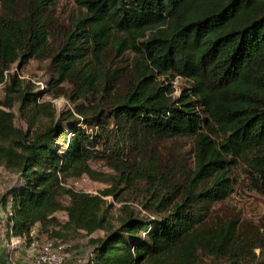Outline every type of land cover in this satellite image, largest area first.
Here are the masks:
<instances>
[{"label":"trees","instance_id":"trees-1","mask_svg":"<svg viewBox=\"0 0 264 264\" xmlns=\"http://www.w3.org/2000/svg\"><path fill=\"white\" fill-rule=\"evenodd\" d=\"M61 1L0 0V167L16 176L0 198L6 242L59 227L90 237L85 264H264V230L216 209L233 166L264 194V0H73L66 27ZM109 52L132 58L113 66ZM31 60L48 62L50 90L70 85L72 109L57 116L23 84ZM180 138L191 162L163 145ZM83 178L112 185L94 195L69 184ZM122 190L145 216L106 201Z\"/></svg>","mask_w":264,"mask_h":264},{"label":"rangeland","instance_id":"rangeland-1","mask_svg":"<svg viewBox=\"0 0 264 264\" xmlns=\"http://www.w3.org/2000/svg\"><path fill=\"white\" fill-rule=\"evenodd\" d=\"M2 9L0 7V13ZM79 15L77 6L73 3V0H62L57 4L55 8L54 16L58 22L66 27L69 24L71 18H76ZM108 64L113 62V66L117 67L125 66L127 59H131L132 55L125 53L121 58H113L111 53L107 54ZM15 72V66L10 70V73ZM20 79L23 81V84L31 83L35 88H38L42 91L44 97L40 102H49L53 105L55 113L58 116L60 113L72 109V104L68 100V94L71 91L70 85L62 84L57 91H52L48 88V82L50 75L48 73V62L40 63L37 60H31L27 66H25L19 75ZM159 81H163V78H159ZM184 81L180 77H176L172 82V87L174 89L173 96L177 97L180 94V91L184 87ZM5 85L0 86V103L5 101L4 87ZM55 95H58L55 98ZM18 105L15 107V121L14 124L17 128L25 129V125L19 120L17 115ZM90 133L95 131L93 127H86ZM61 143V141H59ZM164 147L177 148L181 153H185L189 162L192 161L193 153L191 152L192 142L187 138H180L175 144H172L170 141L165 142ZM92 168L98 172L111 174L109 166L103 162H92ZM245 168L243 165H238L237 167L231 168V179H232V192L225 202L218 205L216 209L222 210L230 218L234 217L239 219L242 222L252 223L256 227H260L261 230H264V194H261L254 190L252 185L249 183V180L245 174ZM16 182V176L6 172L3 168L0 167V198ZM76 181H70L69 184L74 187L76 191L89 193V194H100L102 191L110 187L112 184L95 182L87 178H84L78 181V184L75 185ZM118 191H121L118 189ZM106 201L112 203L116 209H120L123 205L129 206L136 212H140L141 216H145L144 210L141 208L138 196L135 194H128L125 190H122V194L115 200L113 197L109 196L106 198ZM0 205V234H4L7 228V214L3 213ZM57 219L60 225L66 222V214L60 212L57 215ZM59 235L55 237H49L40 233L39 228L33 229V235L30 236L31 239H36L40 241L44 240H57L61 244L68 245L71 258L66 264H85L90 253L89 239L90 237L84 235L83 233L73 232L69 230H62L57 227L56 231H59ZM32 231V230H31ZM36 236H39L37 238ZM102 232H97L92 235L93 238L101 237ZM8 245V244H7ZM5 251V261L0 264H27L28 258L24 251L18 249L8 252ZM259 250H254V254L258 257ZM9 258V260H8ZM203 264H214L211 263L208 259H205Z\"/></svg>","mask_w":264,"mask_h":264},{"label":"built area","instance_id":"built-area-1","mask_svg":"<svg viewBox=\"0 0 264 264\" xmlns=\"http://www.w3.org/2000/svg\"><path fill=\"white\" fill-rule=\"evenodd\" d=\"M78 181L80 180H77L75 185L78 184ZM71 187L74 189L73 186ZM9 248L10 250L24 248L28 258L27 264H65L71 258L68 245L61 244L57 240L32 239L27 241L24 236L11 237Z\"/></svg>","mask_w":264,"mask_h":264},{"label":"crops","instance_id":"crops-1","mask_svg":"<svg viewBox=\"0 0 264 264\" xmlns=\"http://www.w3.org/2000/svg\"><path fill=\"white\" fill-rule=\"evenodd\" d=\"M3 213L6 214V211H4ZM33 229H38V226H35L34 228H32V231L30 232V236L33 235ZM6 230H7V228H6ZM36 237L39 238V236H36ZM4 250H7L8 252L13 251V250H10V248H9V242H6V240H5V233L0 234V263H3L5 261V258H4L5 257V254H4L5 251ZM20 250H22V249H20ZM8 260H9V258H8Z\"/></svg>","mask_w":264,"mask_h":264}]
</instances>
